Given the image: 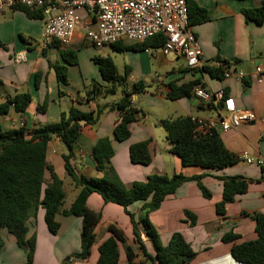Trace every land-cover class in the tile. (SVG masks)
<instances>
[{"label": "crops", "instance_id": "0c3cea01", "mask_svg": "<svg viewBox=\"0 0 264 264\" xmlns=\"http://www.w3.org/2000/svg\"><path fill=\"white\" fill-rule=\"evenodd\" d=\"M193 1L205 9L208 16V20L191 25L202 52V64L196 69L216 61H226L232 72L227 77H211L199 71L192 74L184 58L175 52L163 53L160 50L151 52L150 48L141 47L118 50L113 47L136 44L129 40L94 47L84 37L80 27L74 30L69 45L56 46L55 43L58 42L54 41L47 47L40 48L42 20L30 18L18 9L2 10L0 12V80L2 81L0 101L19 92L29 93L31 101L24 112L17 113L11 110L6 116H1L0 128L8 130L23 127L27 136H30L34 130L45 124L58 121L60 113L67 111L70 106L84 112L95 111L96 108L105 106L94 125L83 124L80 128L72 157L76 172L87 177L101 175L95 169L91 150L99 138L108 137L112 140L113 149L110 164L126 186L134 181H142L151 174L171 176L182 173L188 179L172 193L167 194L157 209L148 213L160 242L167 244L172 233L179 232L194 252L185 264H238L230 254L232 243L223 242L221 236L232 231L240 236L239 240L255 237V223L250 215L257 212L264 213V171L257 164L242 161L221 169L182 166L178 156L168 151L166 132L158 121L183 116L199 119L218 117L215 109L204 107L193 94L176 100L165 97V84L168 82L174 81L179 84L192 79L193 76L195 78L200 76L206 89L214 92L222 88L226 95L232 98V103L229 105H221L224 117L232 109H248L254 114V119L248 123L219 131L223 147L231 154L246 151L254 158H264V131L261 129L264 117V80L257 82L253 74L254 65L264 64V22L257 24L253 20H246L242 13L243 9L260 6L264 0ZM84 45L94 49L90 59L93 63V56L111 57L105 46L109 45L112 49L123 51L126 59L123 71L124 67L128 68L126 77L128 88L137 81L149 85L148 78L153 82L151 88L153 95L147 90L150 87L141 92L140 96L132 95L134 106L142 109L144 116L130 124V134L122 141L113 140L112 129L118 119V112L108 108L122 96L121 91L118 90L112 95H102L99 92L100 94L92 98H87L85 95L93 85L100 89L107 85L98 70V65L94 63L97 69L92 67L89 72H82L75 69L78 62L67 64L65 82L56 78L55 71L51 67L53 63L66 65L60 55L61 48L74 50ZM19 52L24 53L25 61L15 63L12 57ZM116 68L119 72L117 65ZM237 70L246 73L243 79L236 76ZM36 73H40L37 77V85L34 79ZM38 105H45V110L39 111ZM140 141L147 143L150 155V162L145 165L132 163L129 158V146ZM65 153L66 147L63 142L53 136L48 141L46 152V160L53 170L55 169L53 163L60 162L59 158L62 160V154ZM54 159L56 161L52 162ZM57 176L61 179L58 174ZM223 176H242L251 181L248 182L246 191L235 195L232 201L225 203L224 213L218 214L215 205L222 197L220 177ZM197 177L200 184L209 191V197L202 195L195 179ZM45 178L49 180L47 174ZM75 189V194L66 202L63 201L62 209H67L72 202L77 193V188ZM86 203L93 211L100 212V220L95 227V238L88 256L82 260L72 257L79 248L80 217L57 213L56 221L59 223V228L56 234H52L44 222V210L39 207L36 216L30 217L27 222L29 234L35 235L32 264H94L98 256L97 247L109 236L107 227L110 224H114L122 231L126 239L125 245L134 251L132 264H140L142 261L148 263L134 242L132 224L120 205L104 203L97 193H91ZM140 206L141 202H136L128 209L138 215L141 213ZM4 234V246L0 249V264L22 263L25 260V251L16 245L10 234L6 232ZM142 239L147 253L154 255L152 244L144 234ZM118 252L117 264H131L126 259L124 245L121 243H118Z\"/></svg>", "mask_w": 264, "mask_h": 264}, {"label": "trees", "instance_id": "16d2710c", "mask_svg": "<svg viewBox=\"0 0 264 264\" xmlns=\"http://www.w3.org/2000/svg\"><path fill=\"white\" fill-rule=\"evenodd\" d=\"M186 2L190 25L208 20L205 9L193 0H186ZM13 8L21 10L30 18H42L40 9L23 5H16ZM242 13L246 20L262 24L264 22V2L260 6L243 9ZM162 43V38L155 35L135 45L120 47L114 45L113 47L118 50L134 47L157 48ZM60 55L66 65L53 63L51 67L55 71L56 78L65 82L67 64H76L77 58L75 50L66 48L60 49ZM92 60L98 65V70L107 85L103 89L93 85L85 95L87 98H92L99 92L102 95H112L118 90L121 91L122 96L111 103L108 108L118 112V119L112 129L113 140L122 141L130 134V124L144 116L143 110L134 106L132 95L144 92L146 85L142 81H137L132 84L131 88H128L126 83L128 68L124 67L123 73L119 74L110 56H93ZM188 70L192 74L199 71L211 77L222 76L221 67L209 64L202 65L200 69L188 68ZM39 75L40 73L35 74L36 85ZM195 85L204 87L200 76L196 78L193 76L192 79L179 84L170 81L165 84V97L170 100L189 97ZM30 101L31 97L27 92H19L0 101V117L11 110L17 113L24 112ZM104 108L106 107L101 106L95 111L84 112L70 106L67 111L60 113L58 121L45 124L34 130L30 136H27L23 127L8 130L0 128V249L4 246L3 233L6 232L14 238L16 245L25 251V260L20 264H32L35 235L34 233L29 234L27 222L30 217L36 216L39 207L44 210V222L52 234H56L59 228V223L56 221L57 213L80 217L79 248L72 257L85 259L94 242V230L100 220V212L93 211L87 206L86 200L91 193L99 194L104 203H114L123 208L132 224L134 242L148 260L147 264H185L188 262L187 259L194 255L190 244L179 232L172 233L168 243L162 244L156 229L148 218V213L157 209L167 194L172 193L176 187L188 179L182 173H175L171 176L151 174L142 181H134L126 186L110 164L113 149L112 140L108 137L99 138L91 150L95 169L101 175L87 177L76 172L72 157L80 128L83 124L94 125ZM37 109L44 111L45 105H38ZM158 124L166 132L168 151L178 156L182 166L194 165L206 169H221L238 162L235 154L229 153L223 147L216 128L210 129L206 134L195 135L191 116L161 119ZM53 136L59 138L66 147V153L62 154L63 168L77 188V193L67 209L61 208L64 198L63 181L46 160L48 141ZM128 152L132 163L145 165L150 162L145 141L131 144ZM261 170L264 171V164ZM46 174L49 177L48 181L45 178ZM195 179L202 195L209 197V191L200 184L199 178ZM220 179H222V197L216 203L215 209L218 214H223L225 203L232 201L235 195L244 193L251 180L242 176H223ZM136 202H141L139 209L141 213L138 215L128 209ZM250 216L255 223L253 239L239 240L238 234L229 231L221 236V240L232 243L230 254L238 264H264V213L257 212ZM107 230L109 236L99 243L98 256L94 264H117L118 243L124 245L126 259L132 264L135 253L128 245H125L126 239L122 231L114 224L108 225ZM142 234L152 244L154 255H150L145 250ZM140 264L145 263L142 261Z\"/></svg>", "mask_w": 264, "mask_h": 264}, {"label": "built area", "instance_id": "2783aa9c", "mask_svg": "<svg viewBox=\"0 0 264 264\" xmlns=\"http://www.w3.org/2000/svg\"><path fill=\"white\" fill-rule=\"evenodd\" d=\"M16 5L41 10L43 25L40 48L54 41L61 46L69 45L74 30L80 27L84 37L94 47L123 40L140 43L159 35L163 43L157 48H151V52H175L184 58L189 69L202 64L201 48L188 21L186 0H0V12ZM12 60L15 63L25 61V55L23 52L15 53ZM211 65L221 67L223 77L232 73L229 63L216 61ZM235 74L239 79L246 75L243 70H237ZM253 74L257 82H262L264 64L254 65ZM192 94L204 107L215 109L218 115L216 119L191 117L195 135L206 134L212 128L222 132L254 119L253 112L248 109H232L224 117L221 105H229L232 98L222 88L212 92L201 85H195ZM261 129L264 131V117ZM235 158L249 164H264V158H254L246 151L236 153Z\"/></svg>", "mask_w": 264, "mask_h": 264}, {"label": "rangeland", "instance_id": "374dc122", "mask_svg": "<svg viewBox=\"0 0 264 264\" xmlns=\"http://www.w3.org/2000/svg\"><path fill=\"white\" fill-rule=\"evenodd\" d=\"M105 49L110 53L112 59L114 60L115 64L117 65L119 72L122 74L123 73V66L125 63V53H123V51H118L115 49H112L109 45L105 46ZM151 49V48H150ZM75 53H76V58H77V62L78 64L76 65L75 69L76 71H82V72H89L90 69L96 68L95 64L90 60L91 56H92V52H93V48L91 46H81V47H76L74 48ZM140 55H143V53H140ZM148 83L149 85H146L145 88H148L147 90L149 91V94L153 95L152 93V86H153V82L150 81V78H148ZM142 94L141 92L137 93L136 95ZM149 95V96H150ZM148 96V98H150ZM59 158V156H58ZM60 162L56 161V159H54L52 162L54 165V170L55 172L61 177L62 181H63V190L65 191V195L63 198V201L66 202L67 200H69L74 194H75V187L73 182L71 181V179L69 178V176L64 172L63 169V163L61 158H59ZM5 234L3 233V236ZM71 243V240L69 242V244ZM64 259H66V257H64Z\"/></svg>", "mask_w": 264, "mask_h": 264}, {"label": "water", "instance_id": "95a60500", "mask_svg": "<svg viewBox=\"0 0 264 264\" xmlns=\"http://www.w3.org/2000/svg\"><path fill=\"white\" fill-rule=\"evenodd\" d=\"M187 261H189V258L187 259Z\"/></svg>", "mask_w": 264, "mask_h": 264}]
</instances>
